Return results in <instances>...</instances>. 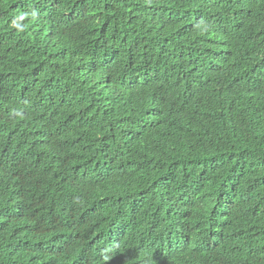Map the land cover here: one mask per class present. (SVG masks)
Instances as JSON below:
<instances>
[{
  "label": "trees",
  "instance_id": "trees-1",
  "mask_svg": "<svg viewBox=\"0 0 264 264\" xmlns=\"http://www.w3.org/2000/svg\"><path fill=\"white\" fill-rule=\"evenodd\" d=\"M0 264H264V0H0Z\"/></svg>",
  "mask_w": 264,
  "mask_h": 264
}]
</instances>
